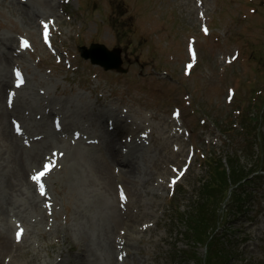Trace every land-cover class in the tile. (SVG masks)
Returning a JSON list of instances; mask_svg holds the SVG:
<instances>
[{"label":"rangeland","instance_id":"374dc122","mask_svg":"<svg viewBox=\"0 0 264 264\" xmlns=\"http://www.w3.org/2000/svg\"><path fill=\"white\" fill-rule=\"evenodd\" d=\"M54 1L43 13L44 0H0V61L8 51L15 59L0 62V89L7 81L0 114L12 109L35 123L26 133L11 113L0 118V132H15L18 121V137L49 157L25 171L0 149V235L12 241L6 250L0 239V264H111L114 239L118 264H198L205 246L190 250L184 218L202 199L219 217L214 233L234 240L232 264H264V126L249 130L246 118L264 110V0ZM42 22L51 26V44ZM91 43L120 48L121 70L83 58L78 47ZM13 68L25 82L15 89L8 88ZM62 114L72 127L68 147L98 153L111 137L121 159L136 158L140 173L127 174L129 180L139 174L131 191L119 178L107 189L95 159H68L55 132L46 148L41 133L55 130ZM89 121L98 123L102 138ZM228 158L251 173L226 190V199L222 187L213 197L208 191L217 172L229 168ZM45 165L48 171L33 181ZM12 171L24 173L25 197L39 201L32 210L5 187ZM7 207L15 214L6 221Z\"/></svg>","mask_w":264,"mask_h":264},{"label":"bare ground","instance_id":"6f19581e","mask_svg":"<svg viewBox=\"0 0 264 264\" xmlns=\"http://www.w3.org/2000/svg\"><path fill=\"white\" fill-rule=\"evenodd\" d=\"M55 3L56 2L54 0H44V6H43L44 11H43V13H48V11H51L53 9L51 7V5H54ZM16 4L20 5L21 2L18 1V2H16ZM19 8H21V7H19ZM26 14L30 15L27 11H26ZM34 22H36V20H34ZM49 32H51V28H49ZM52 40L53 39L51 37H49L48 41L49 42L51 41V43H52ZM14 60H15L14 57L12 55H10V51H8L7 54H3L1 56L0 62L3 65L8 66ZM24 84H25V82L23 83V85ZM6 85H7V81H2L0 93L3 91V89ZM8 88L15 89L14 88V80L12 82V85H10ZM18 95H19V93L16 95V97L13 101L14 102L13 108H15L16 110H19L18 107L20 106V103L17 104L18 103V101H17ZM25 95L26 94L21 95V98L24 97ZM24 98L26 99L27 97H24ZM15 104H17V106H15ZM11 113L17 114V117L21 120L20 121L21 124L23 123V128L25 129L26 133L27 132H29V133L33 132L34 127H35V123L32 120L33 117H31V116L25 117V116L18 114L15 111H12V109L10 110V109L6 108L1 112L0 118L1 119H7L8 115ZM40 114H42V116H43L45 114V112H41ZM84 114L85 113L82 112L80 115L84 116ZM65 115L70 116L72 118V121L75 122L74 125L77 126L78 122L74 119V115L72 113L65 114ZM65 115L64 114L61 115L62 122H60V125L57 127V129L54 127L55 130L52 131L51 129L48 128V130L46 132L41 133V134H43V137H47L46 148H49V146L53 145V142L55 139H53L52 133L55 132V135L58 137V138H56V140H59L60 145L62 146V150H65L67 152V158L68 159L80 160V159H84L87 157L95 159L97 161V163L94 166V172L102 180L101 182L103 183V185H105V187L107 189H108V183H111L112 179L114 182V179L119 178L125 184L129 185V188L131 191L132 188L134 187L136 181H137L139 174H137L136 175L137 178L135 177V179H133V180L127 179V176H128L127 174H129L130 169H133L134 171H137V172L139 171V173H140V169H138V167H136V164L139 165L136 158L131 156V158H130L131 161H129V160L125 161V160L121 159L119 150L115 146H113V140L111 137L107 138L106 141H104L102 143L103 147L104 148L107 147V149L105 151H100L98 153H94V152L90 153V149H88V148L86 149L85 147L81 146L80 144H77L75 147H68L69 142H67L64 138H66L65 136L67 135L66 131H70L72 129V127L69 125L70 121H66ZM55 118H59V117H55ZM116 120L117 119L115 118V121ZM15 122H18V121H14L12 124V127H13ZM87 124H88V126L94 127L93 131L97 134L98 138H102L101 134L100 133L98 134L96 132L99 128V125L96 121H89ZM36 125L47 126L45 123H41V124L37 123ZM67 129H69V130H67ZM103 132H104V130H103ZM26 133H24V134H26ZM84 133H86V132H84ZM79 135L84 137L86 134L81 133ZM23 136H25V135H23ZM20 140H23V139H20V137H18V135L15 134V132L13 130L10 131L9 129H5L2 132H0V149L3 148L6 151L9 150V155H11L15 159L17 166L19 168L25 167V171H27V164L28 163H29V165H31L30 163H36V162L39 163L40 160L42 161L44 159H46V160L49 159V157L45 153H43L44 152L43 150L40 151V154H39L32 147V145L29 142L23 140V144H21ZM34 145H35V143H34ZM56 153H59V151ZM42 154H44V155L41 156ZM116 166L120 167V171L119 170L117 171ZM22 175H24V173L23 174H16V172L12 171V173L9 174L7 176V179L5 180V187L11 189L14 192H17L20 195V197H22L24 199L25 206L28 203L29 207H26V209L32 210L36 205L39 204V201L35 202L36 199L29 196L28 194L25 197L26 191H25V188L22 187L23 185L21 184L22 181L24 182V180H23L24 178ZM81 176H84V175H81ZM26 184H28V188H31L30 183L27 182ZM124 190H125V188H124ZM8 208L9 207H7V209H3V211L1 210L2 217H4L6 221H7V218L9 215L15 214V211H12L11 209H8ZM129 220H131V216L129 217ZM140 232L141 231L135 229L133 234L135 237L138 238ZM0 239L2 240L1 241L2 246L6 250H12L11 249V242L12 241L10 239V236L0 235ZM115 241H116L115 239H114V241H112V240L109 241V247H110V251H111L110 255L113 256L111 264H118L119 263V260L116 258V255L114 256V253L117 249V245L119 244V242H115ZM124 248L125 247H122L120 249V251Z\"/></svg>","mask_w":264,"mask_h":264},{"label":"trees","instance_id":"16d2710c","mask_svg":"<svg viewBox=\"0 0 264 264\" xmlns=\"http://www.w3.org/2000/svg\"><path fill=\"white\" fill-rule=\"evenodd\" d=\"M246 118L248 119L247 126L249 127V130L256 127L260 129L261 124L264 126V110L260 113L259 118H254L253 116ZM227 163L229 168H223L222 172H217L220 179L217 181L216 186L210 187V190L208 191V194L213 197L217 194L220 187H222L225 192H221V194L226 199V190L251 173L248 171L242 173V171L246 170V165L243 164L242 166H236L231 158L227 159ZM258 169H260V167H258ZM214 218H216V223H218L219 217L213 210L212 203L208 202L206 199H202L201 204H199L198 207L192 208L190 217H187L186 213L184 218V222L186 223V231L184 233L186 240L190 244V250L193 253H196L195 248L198 245L205 246V254L202 257H198V264H232L234 258L232 250L237 247H234L233 239H230L229 237L225 238L223 233H214L215 227L213 226H216V224H214ZM216 227L219 228V225ZM216 242L217 244L214 245ZM195 256L197 255L195 254L194 257ZM206 257H209V261L206 260Z\"/></svg>","mask_w":264,"mask_h":264},{"label":"water","instance_id":"95a60500","mask_svg":"<svg viewBox=\"0 0 264 264\" xmlns=\"http://www.w3.org/2000/svg\"><path fill=\"white\" fill-rule=\"evenodd\" d=\"M78 50L83 58H88L93 64L103 66L105 70H121L120 48L107 49L101 43H91L89 47L79 46Z\"/></svg>","mask_w":264,"mask_h":264},{"label":"snow or ice","instance_id":"6c2138e0","mask_svg":"<svg viewBox=\"0 0 264 264\" xmlns=\"http://www.w3.org/2000/svg\"><path fill=\"white\" fill-rule=\"evenodd\" d=\"M42 24H43V28H44V33H43V35H44V39H45V42L47 43L48 42V37H49V30H48V25L46 24V23H44V22H42ZM203 31L205 32V33H207V28H204L203 29ZM27 46V44L25 43V44H22V47H26ZM188 67H191V65H188ZM48 171V166L47 165H45L44 166V171L43 172H39L37 175H34V176H32L31 178H32V180L33 181H39L40 179H41V177H43L44 175H45V173ZM184 173L183 172H181L180 173V175L182 176ZM37 177H38V179H37ZM172 183H175V181H172ZM39 190H40V194L41 195H44V185H40V187H39ZM122 198H123V196H122ZM17 239H19V238H17Z\"/></svg>","mask_w":264,"mask_h":264}]
</instances>
